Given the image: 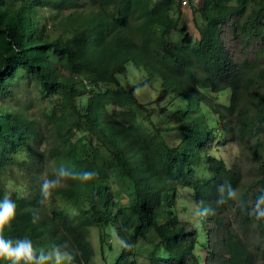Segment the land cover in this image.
I'll return each instance as SVG.
<instances>
[{
    "label": "trees",
    "instance_id": "1",
    "mask_svg": "<svg viewBox=\"0 0 264 264\" xmlns=\"http://www.w3.org/2000/svg\"><path fill=\"white\" fill-rule=\"evenodd\" d=\"M196 7L197 41L179 27L182 0H0V200L16 203L5 238L46 253L66 243L72 264H97L95 229L103 255L119 247L109 264H264V220L247 215L264 195V0ZM130 66L137 85L121 81ZM145 83L183 105L175 122L153 121ZM223 134L257 165L247 184L240 161L212 152ZM62 167L96 176L42 204L43 179ZM190 198L215 214H189ZM238 215L260 229V253Z\"/></svg>",
    "mask_w": 264,
    "mask_h": 264
},
{
    "label": "rangeland",
    "instance_id": "2",
    "mask_svg": "<svg viewBox=\"0 0 264 264\" xmlns=\"http://www.w3.org/2000/svg\"><path fill=\"white\" fill-rule=\"evenodd\" d=\"M196 0L191 5L186 6L185 12L183 13V16L180 18V28H185L189 32H191L194 36V40L197 41L200 37L199 32V26L204 24L202 16L200 12H198V7L193 10V8L196 6ZM199 4V3H198ZM169 38L171 41L176 45H182L183 44V38L184 34L180 32L179 30H172ZM142 71L136 69L133 66H130L129 71L126 75L121 76V81L123 84L130 86V85H137L139 82V78L141 79ZM103 88H115L114 85L111 84H103ZM229 92V91H227ZM136 93L141 100L142 104L146 106V109H148V101H151L152 106V117L153 121L158 124V126L166 125L167 123H173L174 116L177 113V109L180 108V110H183V105L178 104L177 101L171 99L167 93L159 94L157 89L155 90V87H150L148 83H145L144 87H140L136 90ZM35 102L36 101H32ZM144 107L138 108L140 114L142 116H148V110L146 111ZM213 122V120H211ZM173 136L176 134V132L171 133ZM220 138L222 139V143H219V148L217 150H213L212 152L216 153L218 156L224 157L228 163H232L233 160L240 161L244 170V182L247 184L253 176L257 173L256 164L254 161L246 158L241 154L242 150V143L237 142L230 136V139H228L226 142H224L227 138H225V135ZM185 192L188 194L191 192L189 188L184 189ZM197 210L193 209V198H190V209L188 211L189 214L194 215ZM233 211V210H232ZM234 211L231 212L230 215H233ZM235 214V213H234ZM182 216L189 217L188 214H183ZM235 219L233 220V223L237 229V231L245 238L247 239V243L249 246H251L257 253L258 250H261L259 248L260 242L259 237L261 236V231L259 228L255 226V224H251V226L248 229H245L243 223L241 222V217L238 215V217L233 216ZM93 232V229H92ZM97 230H94V240L97 248V255H96V262L97 264H109L116 260L117 258V252H118V245L114 247L113 251H107L102 254L99 248V243L97 241ZM264 238H262L263 242ZM143 244V243H142ZM143 246H145L143 244ZM106 254V255H105ZM258 258V263L261 264L262 258ZM64 264H68V261H65ZM139 264H148L143 257H140Z\"/></svg>",
    "mask_w": 264,
    "mask_h": 264
},
{
    "label": "clouds",
    "instance_id": "3",
    "mask_svg": "<svg viewBox=\"0 0 264 264\" xmlns=\"http://www.w3.org/2000/svg\"><path fill=\"white\" fill-rule=\"evenodd\" d=\"M183 2V10L185 12L186 6L191 5L195 0H189L187 4ZM199 3V0H196ZM183 12V13H184ZM96 176V173L91 170H82L78 172H71L65 170L63 167L59 169L58 175L54 173L53 178H44L40 187V192L43 199L40 201L42 204H46L52 197L53 190L63 185L66 180H79L81 183H87L92 181ZM264 193V190H261ZM234 192H229L230 198H235ZM218 203H224V201H218ZM241 211H244L243 203L240 204ZM215 211L210 207H204L202 210H197L195 215L200 218H205L210 215H214ZM247 215L254 217L256 220H264V195L259 196L254 207L247 211ZM16 217V203L5 195L0 200V261H10L11 264H64L68 261L72 264L74 257L71 252L67 250V244L54 245L50 251L46 253V249L43 247L37 248L33 245L31 239L25 237L22 239H8L5 238V229H10L12 222ZM38 216L33 217V223L36 222ZM61 248L64 250L61 251Z\"/></svg>",
    "mask_w": 264,
    "mask_h": 264
},
{
    "label": "built area",
    "instance_id": "4",
    "mask_svg": "<svg viewBox=\"0 0 264 264\" xmlns=\"http://www.w3.org/2000/svg\"><path fill=\"white\" fill-rule=\"evenodd\" d=\"M184 1V4H187L189 0H183Z\"/></svg>",
    "mask_w": 264,
    "mask_h": 264
}]
</instances>
